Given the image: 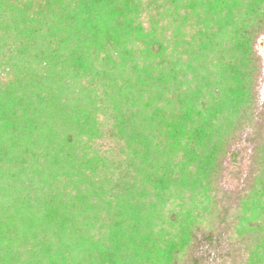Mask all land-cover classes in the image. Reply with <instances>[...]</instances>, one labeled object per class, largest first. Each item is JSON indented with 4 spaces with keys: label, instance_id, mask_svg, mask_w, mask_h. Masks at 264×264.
Segmentation results:
<instances>
[{
    "label": "trees",
    "instance_id": "trees-1",
    "mask_svg": "<svg viewBox=\"0 0 264 264\" xmlns=\"http://www.w3.org/2000/svg\"><path fill=\"white\" fill-rule=\"evenodd\" d=\"M263 29L264 0H0V264H203L221 234L264 264L263 125L218 188Z\"/></svg>",
    "mask_w": 264,
    "mask_h": 264
},
{
    "label": "rangeland",
    "instance_id": "rangeland-1",
    "mask_svg": "<svg viewBox=\"0 0 264 264\" xmlns=\"http://www.w3.org/2000/svg\"><path fill=\"white\" fill-rule=\"evenodd\" d=\"M253 50L259 67L255 83V123H252L237 136L222 160V172L218 188L220 190L219 196L223 197L221 202L227 206L233 204V201L241 194L249 181L254 142L257 139V126H264V29L255 37ZM221 235L218 244L214 243L211 246L203 243L201 246L198 245L201 255L205 258L203 264H232L242 258L241 246L228 241L226 234Z\"/></svg>",
    "mask_w": 264,
    "mask_h": 264
}]
</instances>
